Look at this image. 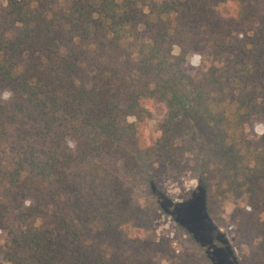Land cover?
<instances>
[{
	"label": "trees",
	"instance_id": "1",
	"mask_svg": "<svg viewBox=\"0 0 264 264\" xmlns=\"http://www.w3.org/2000/svg\"><path fill=\"white\" fill-rule=\"evenodd\" d=\"M0 92V263L159 264L153 215L173 205L150 171L169 166L199 173L233 263L264 264V144L245 135L264 118V0H9ZM154 101L167 114L145 144ZM229 197L244 206L226 223Z\"/></svg>",
	"mask_w": 264,
	"mask_h": 264
},
{
	"label": "rangeland",
	"instance_id": "2",
	"mask_svg": "<svg viewBox=\"0 0 264 264\" xmlns=\"http://www.w3.org/2000/svg\"><path fill=\"white\" fill-rule=\"evenodd\" d=\"M9 0H0V18L4 17ZM217 12L224 18L233 17L230 7L219 4ZM173 53L179 54L178 48ZM210 61L209 54L190 53L186 61V68L189 72L202 71ZM8 93L0 92V100H6ZM150 117L145 121V131L142 135V142L151 144L160 135L158 131L160 120L167 114L165 104L161 102H149L147 104ZM130 122L132 119L129 120ZM245 135L250 142L258 147L264 144V118L256 117L251 119L246 127ZM68 147L73 150L72 142ZM154 183V191L165 203L173 205V209L166 208L156 210L154 218V229L157 241L166 240L168 253L158 255L156 261L159 264H173L184 260L190 264H234L226 248L229 244L234 245L232 237L226 234L225 229L219 233L210 225L205 214L202 203V194L199 191V173L189 170H173L169 166H158L150 171ZM145 199L153 202L151 194L143 189ZM142 198V202H144ZM242 200L229 197L225 201L217 203V214L224 222H228L237 207H243ZM220 225V224H219ZM227 225V224H224ZM211 226V227H208ZM221 226V225H220ZM207 229H209L207 231ZM227 235V236H226ZM236 254L244 258L249 254L247 245H238ZM207 256V257H206ZM209 256V258H208ZM3 264V263H0Z\"/></svg>",
	"mask_w": 264,
	"mask_h": 264
}]
</instances>
